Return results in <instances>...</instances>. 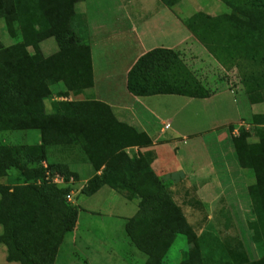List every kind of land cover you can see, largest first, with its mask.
<instances>
[{
    "label": "trees",
    "instance_id": "1",
    "mask_svg": "<svg viewBox=\"0 0 264 264\" xmlns=\"http://www.w3.org/2000/svg\"><path fill=\"white\" fill-rule=\"evenodd\" d=\"M82 1L15 0L23 42L34 52L9 60L0 53V131L38 130L41 143L0 145V177L15 168L26 179L13 188L0 187V243L7 247V259L19 264L56 263L66 234L76 227L79 209L67 200V187L38 181L47 178L49 168L65 174L67 181L78 178L69 161L61 157L84 153L95 170H102L83 187L85 195L108 186L129 200H138L139 209L125 231L132 245L147 257V264H163L179 235L192 245L179 264H206L196 232L163 181L143 155L127 152L151 146L148 133L121 121L102 101L55 100L50 109L46 104L50 87L57 83L67 86L66 97L94 85L88 28L84 37L76 28L81 13L75 5ZM161 1L174 9L182 0ZM221 1L227 5L225 13L212 16L196 11L183 22L227 69L256 66L257 71L247 70L242 77L246 90L255 94L264 89V0ZM10 30L13 37L17 35L13 24ZM53 36L59 50L47 56L42 43ZM127 87L142 97L165 94L205 99L213 95L181 53L169 48H154L142 55L129 71ZM255 121L257 143L250 144L251 134L245 129L233 137L240 164L256 178L249 188L255 214L249 228L263 255L245 264H264V114H257ZM44 161H50L48 168Z\"/></svg>",
    "mask_w": 264,
    "mask_h": 264
},
{
    "label": "rangeland",
    "instance_id": "2",
    "mask_svg": "<svg viewBox=\"0 0 264 264\" xmlns=\"http://www.w3.org/2000/svg\"><path fill=\"white\" fill-rule=\"evenodd\" d=\"M91 2L90 15L97 22H105L110 28L124 26L122 21L118 19L119 2L117 0H91ZM80 5H87V0L82 1ZM175 8L183 19L188 18L196 11H204L212 16H218L228 10L225 2L221 0H182ZM16 17L15 0H0V53L5 54L6 60L34 52L32 47L25 46ZM12 24L17 28V35L14 37L10 33ZM76 28H79L83 37L87 35L88 27L82 12L77 18ZM46 40V49L43 50L45 55H52L54 54L52 51L59 50L54 36L46 38ZM179 52L187 66L210 92L214 94L222 90H232L235 94L233 97L228 91L223 92L221 102L219 99H215L216 102L207 103H201L203 101L197 100L181 115L180 123L184 127V131L196 134L191 141L193 142L192 147L195 148L193 151L195 154L194 161L190 159L193 158V154L190 153L191 156L188 157L186 149H184L187 146L186 143L181 148V162L183 161L185 169L188 167L189 171H200L202 178L208 177L212 181L211 184L200 190V198L198 192L188 195V199L181 203L184 208L182 212L199 238L201 253L207 260L206 264H217L223 261H228L231 264H245L257 260L263 253L255 243L253 232L249 228V223L255 220L249 188L256 182V178L252 171L242 167L233 145V137L238 136L241 129H245L251 134L248 139L250 144L259 141L255 133L258 128L255 116L264 114V89L255 94H250L242 81L244 72L247 70L257 71L256 66L249 65L250 68L247 69L243 65L244 70L237 67L227 69L213 56L207 53L203 55L196 49L191 51L185 47ZM261 83V87H264V82ZM50 89L52 93L45 98L49 109L55 100L72 98L70 97L71 93L67 97L64 96L67 86L63 82L52 85ZM75 95L77 96L76 100L84 99L79 92ZM239 113L243 118L230 129L231 124L229 123L236 120ZM28 133V138H25L22 132L0 131V145H17L23 141L36 143L39 132L31 130ZM19 135L24 140L20 139ZM129 151L130 155L139 156L135 153V149ZM79 155L69 154L63 155L61 158L68 160L70 164L81 157L88 161L84 153ZM56 157L59 158V154H56ZM56 157H54L55 160H57ZM49 163L50 161L46 164L43 162V166L48 168ZM11 170L7 175L8 183L3 184L1 183L3 182L2 179H0V187L13 188L26 183L25 177L19 170L15 168ZM57 175H61L67 180L65 174L59 171L54 172L49 168L47 176L50 179H42V181H38V184L46 181L57 185L54 182ZM71 178L74 179L73 182L70 183L68 180L67 184L59 183L57 186L67 187L68 193L73 192V200L69 202L78 208L79 212L84 210L82 216L85 221L93 225V234L85 231L76 237L75 229L67 233L55 264H147V257L134 247L127 237L125 222L122 221L120 224L121 219L116 220L114 235L118 240L113 242L122 246V253L120 254V251L117 250L112 251L110 247L105 245L102 241L105 234L102 225L107 219L101 218L98 214V206L102 205V200H100L102 196L86 197L87 195L82 192L84 183L79 180V175L78 178H74V176ZM182 194H184V190H181L180 197ZM1 196L0 188V198ZM2 233L3 227L0 225V234ZM191 247L187 237L179 235L169 249L163 264H179L183 253ZM125 251L132 254L131 258ZM7 255V247L0 243V264H19L8 261Z\"/></svg>",
    "mask_w": 264,
    "mask_h": 264
},
{
    "label": "crops",
    "instance_id": "3",
    "mask_svg": "<svg viewBox=\"0 0 264 264\" xmlns=\"http://www.w3.org/2000/svg\"><path fill=\"white\" fill-rule=\"evenodd\" d=\"M117 1L119 2L118 19L124 24L120 28H110L105 22H97L95 18H92L90 15L91 0H87L85 6L80 5L81 2L76 5L77 12H82L86 18L93 61L94 85L91 89L71 92L70 97L72 98L69 100L76 99L75 93L79 92L84 100L102 101L114 109L121 121L147 132L152 138L153 144L147 147L128 148L127 152L130 154L129 150L135 149L136 154L143 155L148 160L169 194L184 211L181 203L188 199V195L198 192L200 198V190L211 184L212 181L208 177H206L208 179L202 178L200 171H189L188 167L185 169L183 161L181 162V148L186 143L187 146L184 149H186L188 157L193 154V158L190 159L194 161L193 151L195 148L192 147L193 142L191 141H193L192 137L196 135L184 131V127L180 123L181 115L197 100L207 103L216 102L215 99H219L221 102V95L225 91L231 93L233 97L235 94L232 90H222L209 98L198 99L165 94L142 97L129 92L127 87L129 71L142 55L154 48H169L179 51L187 47V50L196 49L203 55L205 53L212 55L187 28L176 8H169L161 0ZM46 42L47 40L42 43L43 50L46 49ZM51 46L53 49V44ZM57 51L58 49L52 52ZM242 118L239 113L238 118L229 124L236 125ZM29 131L31 130L13 132H22L24 133L22 135L28 138ZM38 132L36 143L23 141L20 144H40L41 133ZM19 137L24 140L21 135ZM31 137L33 136L31 135ZM47 162L44 161L45 164ZM70 168L79 175V180L84 183L83 186L93 176L102 173V170H95L92 164L82 157L72 161ZM0 179L3 184H7L9 180L7 175ZM181 190H184V194L180 197ZM95 195L102 196L100 198L102 205L98 206V214L101 218L107 219L102 225L105 229L102 241L112 251L117 250L121 254L122 246L114 243L115 240H118L114 235L116 220L121 219L120 224L123 221L125 222L124 227H126L128 220L139 209L138 200H129L108 186H104L92 196ZM82 213H84L83 209L79 212L74 230L76 237L85 231L93 234V225L84 220ZM125 253L131 258L132 254H129L128 251Z\"/></svg>",
    "mask_w": 264,
    "mask_h": 264
},
{
    "label": "built area",
    "instance_id": "4",
    "mask_svg": "<svg viewBox=\"0 0 264 264\" xmlns=\"http://www.w3.org/2000/svg\"><path fill=\"white\" fill-rule=\"evenodd\" d=\"M50 175V174H49ZM47 178L48 179H50V177H48L47 176ZM70 183L71 182H73L74 181V179L73 178H70ZM54 182L55 183H57V184H59V183H68V181L63 177V176H61V175H57V177H55L54 178ZM73 196H74V194H73V192H71V193H69L68 195H67V199L69 200V201H72L73 200Z\"/></svg>",
    "mask_w": 264,
    "mask_h": 264
}]
</instances>
